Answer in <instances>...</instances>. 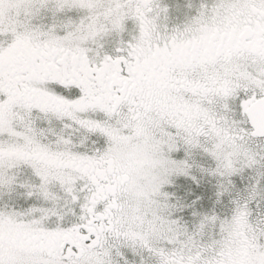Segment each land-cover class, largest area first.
I'll use <instances>...</instances> for the list:
<instances>
[{"label": "snow or ice", "instance_id": "obj_1", "mask_svg": "<svg viewBox=\"0 0 264 264\" xmlns=\"http://www.w3.org/2000/svg\"><path fill=\"white\" fill-rule=\"evenodd\" d=\"M0 264H264V0H0Z\"/></svg>", "mask_w": 264, "mask_h": 264}]
</instances>
